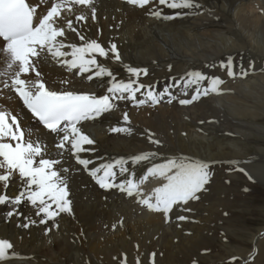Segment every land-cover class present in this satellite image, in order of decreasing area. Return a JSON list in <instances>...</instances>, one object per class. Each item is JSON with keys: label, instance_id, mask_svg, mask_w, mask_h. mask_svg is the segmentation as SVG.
<instances>
[{"label": "bare ground", "instance_id": "1", "mask_svg": "<svg viewBox=\"0 0 264 264\" xmlns=\"http://www.w3.org/2000/svg\"><path fill=\"white\" fill-rule=\"evenodd\" d=\"M29 2L39 6L40 15L50 7L46 0ZM195 2L199 8L173 10L159 5L158 0H151L144 8L129 5L124 0H94L95 20L89 9H83L88 17L85 21H76L75 15L67 11L62 13L65 37L60 39L77 46L84 43L76 32L67 29V21L71 20L86 40H96L106 50L116 45L120 61H116L110 51L107 58L98 55L95 58L114 73L117 81L130 79L125 65L148 70V74H141L137 81L145 85L136 93L137 101L145 100L144 104L126 99L114 101L116 107L111 112L82 125L83 131L95 141L94 145L84 146L92 149L91 152L80 154L94 162L89 168L121 157L156 153L134 169L131 163L126 165L130 171L125 176L131 175L138 180L146 175L148 167L166 163L170 158L200 160L210 165V179L205 190L197 194L199 199L178 205L180 214L173 215L167 224L162 213L150 211L137 202L151 196L156 187L166 182L162 178L148 176L139 185L140 196L129 197L118 188L101 189L69 151H63L62 157H58L62 151L55 147L58 138L29 117L12 90L3 87L8 77H0V87L5 90L0 95L1 110L19 117L26 139L46 143L48 156L62 159V165L57 168L70 170L62 175L68 177V199L73 205L70 213H60L56 217V226L52 221L39 224L35 208L25 201L20 211L37 221L28 229L18 228L16 217L5 222L4 214L10 206H0V239H7L13 245L10 254L15 253L17 257L3 264H114L116 261L152 264V253H155V264H182L212 249L217 240L214 235L219 226L216 221L222 213L220 208L225 207L230 191L228 183L224 184L228 167L222 164L233 165L237 168L235 173L241 172L238 169L255 176L264 173L262 166L254 163L264 160V0ZM156 8L164 15H181L172 20L157 19L149 14ZM2 44L0 41V46ZM229 55L240 57L238 61L232 58L237 73L235 78L228 77L220 68ZM5 60L0 52V72L6 68ZM36 67L41 80L51 90L88 91L100 96L106 94L110 86V77L87 79L95 69L82 76L73 75L77 70L69 72L50 56L41 59ZM190 71L220 77L224 81L220 86L221 94L209 93L192 104L180 105L179 99H190L195 91L194 85L184 88L186 73ZM242 71H247L248 75L241 78ZM22 78L36 79L33 73ZM206 85L205 81L201 87ZM149 89L156 94L167 90V94L160 95V102L153 106L146 100ZM185 91L187 96L183 94ZM171 96L176 99L168 103ZM124 113L128 114L129 123L124 122ZM112 127H128L131 133H113ZM149 133L160 143H151ZM252 141L257 144L249 146ZM251 149L257 151L251 154ZM4 171L0 169V174ZM231 174L229 177H237ZM125 176L118 174L116 182L123 181ZM21 189L18 173L12 176L7 190L0 183V194L13 198ZM180 216L186 219H178ZM263 228L257 232H262ZM255 244L256 249L246 253L241 248H223L224 252L213 253L212 260L219 264L237 253V257L244 256L237 259L245 264L246 255L257 254L259 249V258L254 264H264V239H256Z\"/></svg>", "mask_w": 264, "mask_h": 264}, {"label": "snow or ice", "instance_id": "2", "mask_svg": "<svg viewBox=\"0 0 264 264\" xmlns=\"http://www.w3.org/2000/svg\"><path fill=\"white\" fill-rule=\"evenodd\" d=\"M45 2V0H42ZM50 3L46 14H38V5L31 6L26 0H0V46L6 58V68L0 72V77L7 76L3 81L5 89H11L23 102V106L31 113V116L43 126L48 132L55 134L58 142L55 147L62 150L58 157H62L63 151H69L75 157L76 163L83 166V169L95 180L96 184L103 190L118 188L121 192L132 197L142 195L139 192V185L144 183L148 176L162 178L164 182L156 187L152 195L139 199L137 202L145 205L148 210L162 213L165 221H168L169 213L174 206L187 204L189 201L199 199L197 195L205 190V185L209 183L210 165L200 160H190L186 157L168 159L166 163L153 164L146 170V175L142 179H133L129 173L131 163L133 169L144 161H149L156 153H142L129 158H118L108 163L89 168L94 162L90 158H82L81 153L91 152L85 145H94L95 141L83 131V123L95 121L103 114L111 112L117 100L134 101L144 104L145 100L137 101L136 93L145 87L138 83L141 74L145 76L148 70L125 65V71L130 79L127 82L117 81L116 76L106 66L97 63L95 58L108 57L109 51L116 61L121 57L115 44L106 50L96 40H86L76 28L73 27L71 20L67 21V29L79 36L84 41L82 46L73 43H66L60 39L65 37V28L62 26V13L75 15L76 21H85L87 16L83 9L92 12V19L95 20L94 0H46ZM129 5L144 8L151 3V0H126ZM158 4L168 9H188L199 8L200 5L195 0H158ZM79 12V14H76ZM149 14L157 19L172 20L176 16L164 15L161 9H151ZM67 49V50H66ZM50 56L54 61L66 67L73 75H88L89 81L96 78L110 77V86L106 89V94L97 96L94 94L78 93L72 90H51L41 80V73L36 65L41 59ZM70 57V59H69ZM205 67H213L206 65ZM220 68L225 70L228 77L235 78L237 73L234 71V64L229 57L226 62H221ZM29 73H34L36 79H24ZM248 75L247 71L240 73L241 78ZM136 78V79H131ZM10 80V83H9ZM205 87H201L204 82ZM67 83V81H63ZM224 81L218 76H209L200 71H190L186 73L184 88L195 86V91L190 99H179L180 105H189L206 96L209 93L221 94L220 86ZM167 94H156L151 89L146 92V100L153 106L160 102L159 96ZM185 96L188 92L183 93ZM175 96L168 99L172 103ZM123 120L129 123V116L124 113ZM113 133H131L128 127H112ZM27 135L30 137L31 132ZM149 133V140L153 144L160 142L152 138ZM26 133L22 128L19 117L9 112L0 111V169L4 173L0 174V183L5 190L10 186L14 173H18L22 190L13 197L7 194H0V206H10L4 214L5 222H10L16 217L18 228L28 229L36 225L37 221L25 216L20 211L22 203L27 201L35 208V215L40 217L39 224H47L52 221L58 226L56 217L60 213L71 212V201L68 199L70 189L68 187L67 175L70 170L65 167L57 168L62 165L61 158H51L47 154V144L39 140L35 142L30 138H25ZM5 140L10 142H4ZM15 142V143H11ZM231 163H238L232 161ZM243 171V169H238ZM125 176V179L117 183V176ZM247 175V173H245ZM247 190V189H245ZM154 201V202H152ZM53 205L55 210H53ZM23 217V220H21ZM185 220L186 217H178ZM50 231V228L46 230ZM13 245L7 239H0V264L10 259H16L15 253L10 254ZM152 264H155V253H152ZM139 264V261H137Z\"/></svg>", "mask_w": 264, "mask_h": 264}, {"label": "rangeland", "instance_id": "3", "mask_svg": "<svg viewBox=\"0 0 264 264\" xmlns=\"http://www.w3.org/2000/svg\"><path fill=\"white\" fill-rule=\"evenodd\" d=\"M229 57L231 59L233 58V60L235 61H238V58H240L237 57V55V59L233 55H229ZM229 57H226L223 60L226 61ZM201 71H205V67L201 69ZM28 76L29 74L27 75V77ZM255 144L257 143H254V141H252V144L250 142L249 146ZM251 151V154H254V151L257 150L251 149ZM254 163H258V166H262V168L264 169V160H259L258 162L255 161ZM222 166L228 167V174L227 177H225L227 182H225L224 184L228 183L227 185L228 187H230V191L229 193H227V203L225 207L220 208V210L222 209L220 219L216 221L219 226L216 229L217 233L214 235L215 239L217 240L215 241L214 246L212 247L213 250L210 249L208 251H205L203 254H201L200 258L195 259L194 261H186V263L182 264H215V262L212 260V256L214 255L213 253H222V251L224 252L223 248L226 247H230L234 250L241 248L245 253L248 252L249 249L250 251H254L256 249V239H264V230L262 232L259 231L260 233L257 232L258 230L264 227V173H262L263 175L255 176L254 174L251 175L249 172H247L246 175L242 171H237L239 173H235V170L237 168H235L233 165L223 163ZM231 173H233V175H236L237 177H229L230 175H232ZM177 206H174L172 210L173 212L171 211L169 213V220L173 215L177 216L180 214L177 211L179 206ZM72 208L73 205H71V209ZM166 223L168 224V221ZM256 232L257 235H255ZM252 237H255L253 242L251 241ZM232 255H230V258H228L229 256L226 257L227 259L224 258L225 260L219 264H242L240 259H237L239 257L241 258L242 256L237 257V253ZM246 257L247 260L246 262H244L245 264H254L259 258V249L257 251V254L251 256L247 254ZM211 261H213V263ZM114 264H120V262L116 261Z\"/></svg>", "mask_w": 264, "mask_h": 264}]
</instances>
